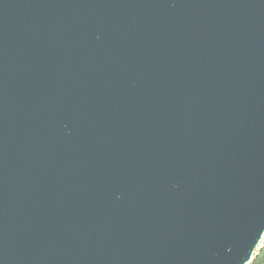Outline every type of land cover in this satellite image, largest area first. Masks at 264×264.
Segmentation results:
<instances>
[{
    "label": "water",
    "instance_id": "water-1",
    "mask_svg": "<svg viewBox=\"0 0 264 264\" xmlns=\"http://www.w3.org/2000/svg\"><path fill=\"white\" fill-rule=\"evenodd\" d=\"M264 236V0H0V264H247Z\"/></svg>",
    "mask_w": 264,
    "mask_h": 264
},
{
    "label": "trees",
    "instance_id": "trees-1",
    "mask_svg": "<svg viewBox=\"0 0 264 264\" xmlns=\"http://www.w3.org/2000/svg\"><path fill=\"white\" fill-rule=\"evenodd\" d=\"M249 264H264V245L253 255Z\"/></svg>",
    "mask_w": 264,
    "mask_h": 264
},
{
    "label": "built area",
    "instance_id": "built-area-1",
    "mask_svg": "<svg viewBox=\"0 0 264 264\" xmlns=\"http://www.w3.org/2000/svg\"><path fill=\"white\" fill-rule=\"evenodd\" d=\"M263 245H264V236H263L262 240L260 241V243L258 244V246L256 247V249L254 250V254H256L258 252L259 248L262 247ZM249 263H247V264H249Z\"/></svg>",
    "mask_w": 264,
    "mask_h": 264
}]
</instances>
